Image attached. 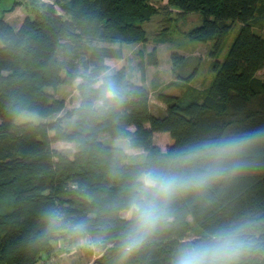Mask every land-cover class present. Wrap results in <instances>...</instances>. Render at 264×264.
Masks as SVG:
<instances>
[{"label":"trees","instance_id":"1","mask_svg":"<svg viewBox=\"0 0 264 264\" xmlns=\"http://www.w3.org/2000/svg\"><path fill=\"white\" fill-rule=\"evenodd\" d=\"M169 1L183 15L201 14L202 23L190 36L213 41L214 76L208 86L186 102L159 94L166 108L157 115L150 109L147 88L121 67L113 72L131 87V102L115 116L79 120L74 126L77 105L49 122L22 123L15 122L14 105L21 101L22 109L43 118L62 112L64 100L46 88L108 68L106 58L123 56L122 47L114 44L145 41L139 23L146 18L145 0H68L62 5L67 17L45 4L17 26L0 17V264H36L42 254L53 252L55 241L73 244L85 236L102 251H119L125 225L116 212L123 207L127 177L136 165H125L115 174L113 145L103 143L100 135L114 138L120 129L150 156L163 151L153 140L154 132H167L166 148H171L264 124V80L257 76L264 70V38L253 29L264 20V0ZM235 22L239 29L218 60ZM171 59L174 65L182 62L176 54ZM147 62H157L154 51L147 54ZM76 90L79 97L77 84ZM59 140L77 145L72 157L52 146ZM53 208L63 209L69 220L86 221L87 233L49 225L44 213ZM173 215L171 226L129 262L169 264L172 251L190 230L189 217L200 232L241 216L261 221L264 229V170L221 185L203 200L178 204ZM259 238L264 241V231ZM249 264H264V250L253 254Z\"/></svg>","mask_w":264,"mask_h":264},{"label":"clouds","instance_id":"2","mask_svg":"<svg viewBox=\"0 0 264 264\" xmlns=\"http://www.w3.org/2000/svg\"><path fill=\"white\" fill-rule=\"evenodd\" d=\"M79 120L106 119L122 112L133 96L131 87L108 68L78 77ZM111 166L120 174L125 165L136 167L128 175L123 207L116 215L124 223L120 235L119 262L128 261L151 242L173 220L176 205L203 200L215 188L264 170V124L210 135L183 145L147 155L131 137L117 129L112 141ZM67 147L75 149V144ZM49 225L70 233L86 234V221L69 220L63 209L44 213ZM262 222L241 216L215 224L197 235L181 238L169 257V264H249L250 257L264 250L259 237ZM96 247V241L84 237Z\"/></svg>","mask_w":264,"mask_h":264},{"label":"rangeland","instance_id":"3","mask_svg":"<svg viewBox=\"0 0 264 264\" xmlns=\"http://www.w3.org/2000/svg\"><path fill=\"white\" fill-rule=\"evenodd\" d=\"M67 1L0 0V17L3 16L8 23L17 26L18 20L26 15L33 17L35 9H42L45 4L53 5L58 13L67 17L62 8V5ZM145 8L146 18L139 22L146 33L145 41L114 44V46L120 45L122 47L123 56L121 58H108L105 61L112 70L124 67L135 83L146 87L149 91L152 113H161L165 110L166 104L159 98V94H171L179 101L186 102L199 95L208 86L214 76L213 62L215 58L211 55L214 44L213 41L200 42L190 36V31L202 23L200 13L192 12L183 15L181 10L172 5L169 0H145ZM239 26V22L232 25L230 33L216 55V59H223ZM253 29L264 38V20L258 22ZM153 51L157 62L149 64L147 54ZM172 54L180 57L182 62L174 65L171 59ZM191 74V79L185 81L186 77ZM257 76L264 80V70H259ZM46 89L55 97L64 100V110L55 117L43 118L22 109L21 101H18L14 105L16 123L26 121L49 122L56 117L63 116L67 110L78 103L76 81L72 84L59 85L56 89ZM50 134H53L52 130H50ZM113 139L107 134L100 135V140L108 145H113ZM153 140L162 150H165L169 142V135L167 132H155ZM69 144L75 143L60 140L52 142L54 148L72 157L77 145L75 144V149H72L67 147ZM140 151L144 153L142 149ZM188 220L190 230L187 235L199 234L200 229L193 219L189 217ZM83 241L84 238L73 244L55 241L53 252L43 257L44 262L47 264H94L95 260H100L105 264H120L119 251L112 254L97 247H91ZM128 264L133 263L128 261Z\"/></svg>","mask_w":264,"mask_h":264},{"label":"crops","instance_id":"4","mask_svg":"<svg viewBox=\"0 0 264 264\" xmlns=\"http://www.w3.org/2000/svg\"><path fill=\"white\" fill-rule=\"evenodd\" d=\"M106 59H108V58H106ZM105 59V60H106ZM106 62V61H105ZM107 63V62H106ZM179 75V74H178ZM151 109V108H150ZM165 110H163V112H164ZM163 112H161V113H154V114H157V115H160V114H163ZM155 133V132H154ZM42 256L44 257L45 256V254H42ZM43 261V262H42ZM48 262V261H47ZM49 263V262H48ZM36 264H47L46 262H44V259L43 258H41Z\"/></svg>","mask_w":264,"mask_h":264}]
</instances>
